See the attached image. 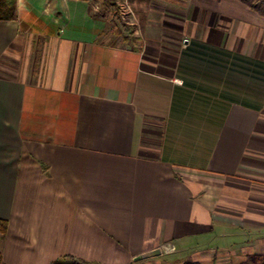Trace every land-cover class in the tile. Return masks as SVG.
<instances>
[{
  "label": "crops",
  "instance_id": "1",
  "mask_svg": "<svg viewBox=\"0 0 264 264\" xmlns=\"http://www.w3.org/2000/svg\"><path fill=\"white\" fill-rule=\"evenodd\" d=\"M128 2L132 13L16 0L0 19L7 264L264 253V13L246 0ZM228 227L250 236L232 246Z\"/></svg>",
  "mask_w": 264,
  "mask_h": 264
},
{
  "label": "trees",
  "instance_id": "2",
  "mask_svg": "<svg viewBox=\"0 0 264 264\" xmlns=\"http://www.w3.org/2000/svg\"><path fill=\"white\" fill-rule=\"evenodd\" d=\"M252 7L259 9L264 13V8L261 5L255 4L252 0H246ZM16 16V0H0V19L14 18ZM8 221L0 219V239H3L7 233ZM0 264H7L3 258L0 248ZM51 264H99L89 263L84 260L74 258L70 255L63 256ZM182 264H199L195 261H184ZM239 264H264V253L251 254L246 257L244 261Z\"/></svg>",
  "mask_w": 264,
  "mask_h": 264
},
{
  "label": "rangeland",
  "instance_id": "3",
  "mask_svg": "<svg viewBox=\"0 0 264 264\" xmlns=\"http://www.w3.org/2000/svg\"><path fill=\"white\" fill-rule=\"evenodd\" d=\"M115 2H116V5L118 6V8L120 9V10H122L123 11V4H124V1L123 0H115ZM111 4V3H110ZM110 4H108V3H104L100 8L102 9V7H103V9H102V13L103 14H106V17H112L113 15H114V10L112 9V11L110 10L111 9V7H110ZM99 5H101V4H99ZM107 7H109V9L107 10L106 8ZM106 11H108L107 13H106ZM244 235H241V234H239V231H238V229L237 228H234V227H228L227 228V230H226V236H225V238H226V241H224V240H222L223 242H226V243H228V244H232V246H235V245H237V244H241L242 242H245V241H243L245 238H248L247 236H250V234L249 233H245V232H242ZM214 237V236H213ZM169 252V251H168ZM170 252H172V251H170ZM166 255V256H165ZM164 255V257H168V258H172L173 257V255H169V254H165ZM168 255V256H167ZM179 256H177L176 258H178ZM173 259H175V258H173ZM168 261H170L169 259L168 260H166V262L164 261V259H162V262L164 263V264H167V262ZM179 264H181V263H179Z\"/></svg>",
  "mask_w": 264,
  "mask_h": 264
},
{
  "label": "water",
  "instance_id": "4",
  "mask_svg": "<svg viewBox=\"0 0 264 264\" xmlns=\"http://www.w3.org/2000/svg\"><path fill=\"white\" fill-rule=\"evenodd\" d=\"M161 253V249L160 248H155V249H151L148 251H144L143 253L139 254L136 259H143V258H148L151 256H155Z\"/></svg>",
  "mask_w": 264,
  "mask_h": 264
},
{
  "label": "built area",
  "instance_id": "5",
  "mask_svg": "<svg viewBox=\"0 0 264 264\" xmlns=\"http://www.w3.org/2000/svg\"><path fill=\"white\" fill-rule=\"evenodd\" d=\"M123 1H124L123 8H122L123 11H125L127 13H132L133 11H132V9L130 7V4H129L128 0H123ZM106 13H107V11H106ZM173 248H174V246L173 245H170L166 249L172 250Z\"/></svg>",
  "mask_w": 264,
  "mask_h": 264
}]
</instances>
